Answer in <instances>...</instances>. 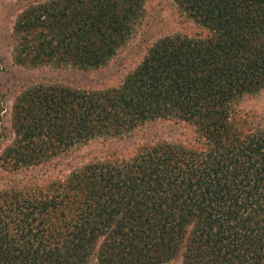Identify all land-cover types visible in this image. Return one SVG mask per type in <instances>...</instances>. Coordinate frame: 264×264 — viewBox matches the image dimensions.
Here are the masks:
<instances>
[{
    "label": "trees",
    "instance_id": "16d2710c",
    "mask_svg": "<svg viewBox=\"0 0 264 264\" xmlns=\"http://www.w3.org/2000/svg\"><path fill=\"white\" fill-rule=\"evenodd\" d=\"M175 2L204 33L158 39L111 89L32 88L17 103L32 125L19 126L0 159L21 171L157 119L188 122L196 137L148 132L130 157L113 151L5 195L0 264H264V121L241 108L264 89V0ZM143 3L49 0L17 27L35 36L38 55L97 67L133 32Z\"/></svg>",
    "mask_w": 264,
    "mask_h": 264
},
{
    "label": "rangeland",
    "instance_id": "374dc122",
    "mask_svg": "<svg viewBox=\"0 0 264 264\" xmlns=\"http://www.w3.org/2000/svg\"><path fill=\"white\" fill-rule=\"evenodd\" d=\"M46 1L49 0H0V158L6 149L13 148L22 137L23 132L18 130L19 126L23 125L25 130L32 125L30 118L21 119L18 116L21 110L17 107L19 100L25 99L23 95L32 88L53 85L71 90L111 89L118 86L139 64L158 39L172 34L204 33L190 19L181 15L175 0H144L142 16L133 32L104 64L97 67H76L72 63L57 60L58 54L51 56L40 50L38 55V40L29 31L17 27L20 15L25 10ZM241 108L252 113L251 121L263 122L264 89L244 96ZM148 132L150 138H175L178 143L183 144L196 137L195 128L188 122L157 119L146 123L135 134L95 138L21 171L11 165L6 169L0 159V209L6 203L5 195L41 186L45 188L52 181L62 178L73 165L89 159H101L113 151H116L114 154L118 157L134 155ZM87 264H96V260L92 258ZM162 264L181 262L176 258Z\"/></svg>",
    "mask_w": 264,
    "mask_h": 264
}]
</instances>
